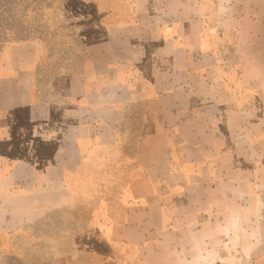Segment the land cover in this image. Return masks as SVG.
<instances>
[{"label": "crops", "instance_id": "crops-1", "mask_svg": "<svg viewBox=\"0 0 264 264\" xmlns=\"http://www.w3.org/2000/svg\"><path fill=\"white\" fill-rule=\"evenodd\" d=\"M127 1L119 24L97 18V0L63 6L81 46L50 77L42 40L0 50V264H209L220 221L264 181V20L252 0L222 22L197 0ZM112 170L125 181L92 179ZM79 187L116 194L90 209ZM57 215L77 220L75 254L27 260L49 232L58 253L43 226Z\"/></svg>", "mask_w": 264, "mask_h": 264}, {"label": "rangeland", "instance_id": "rangeland-1", "mask_svg": "<svg viewBox=\"0 0 264 264\" xmlns=\"http://www.w3.org/2000/svg\"><path fill=\"white\" fill-rule=\"evenodd\" d=\"M89 0H0V50L10 41H22L27 39H39L45 44V59L42 66L46 70L47 77L54 75L62 66L67 57L80 49V39L71 21V13L64 9L65 5L84 6ZM240 9L228 5L223 0H197L198 6L208 18L223 21L233 18L237 21L239 11L244 7L242 0H235ZM107 10H101V0H97L94 14L97 18H105L117 24L126 21L131 12L127 0H106ZM218 4V6H216ZM236 4V5H237ZM252 14L259 20H264V0H252ZM100 6V7H99ZM237 26V25H236ZM238 27V26H237ZM236 27V28H237ZM136 141V140H135ZM134 145L131 146V148ZM258 157L253 152L250 159ZM99 171L92 173V179L97 181L115 180L119 178L125 181L127 172L109 171L107 178L100 176ZM264 177V172L261 173ZM115 182V181H114ZM104 187H79L83 194V202L86 208H98L100 200L115 196L114 187L107 190ZM107 193V195H106ZM247 204L241 214L232 216L229 220H221L220 234L214 236V245L218 250L214 258L208 256L209 264H264V181L255 184L247 198ZM90 204V206H88ZM106 206V205H104ZM117 204L108 203V209L114 210ZM68 209H65L67 211ZM77 220L67 219L57 215L55 218L43 223L45 228L54 226V243H59L58 253L52 251L51 232L43 234L39 242L26 252L27 260L33 262L37 259H51L56 254L60 258H68L75 254L70 250V235L68 227L71 222ZM225 221V222H224ZM214 259V261H212ZM14 264V263H13Z\"/></svg>", "mask_w": 264, "mask_h": 264}]
</instances>
